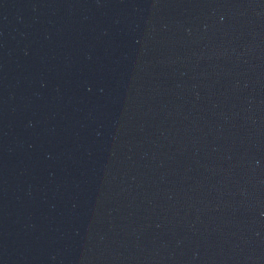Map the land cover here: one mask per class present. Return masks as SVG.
I'll use <instances>...</instances> for the list:
<instances>
[{"label":"water","instance_id":"1","mask_svg":"<svg viewBox=\"0 0 264 264\" xmlns=\"http://www.w3.org/2000/svg\"><path fill=\"white\" fill-rule=\"evenodd\" d=\"M0 264H264V0H0Z\"/></svg>","mask_w":264,"mask_h":264}]
</instances>
